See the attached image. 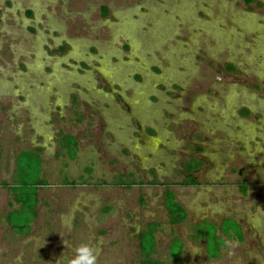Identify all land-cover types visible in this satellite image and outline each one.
<instances>
[{
  "label": "rangeland",
  "instance_id": "1",
  "mask_svg": "<svg viewBox=\"0 0 264 264\" xmlns=\"http://www.w3.org/2000/svg\"><path fill=\"white\" fill-rule=\"evenodd\" d=\"M62 133L78 142L74 159L56 155ZM37 145L48 185L19 237L2 184L15 154ZM191 158L201 184L183 186ZM127 173L140 184H113ZM166 183L188 212L173 226L178 260ZM223 218L244 241L208 259L190 226ZM149 221L167 264H264V0H0V264H58L81 242L97 264H139Z\"/></svg>",
  "mask_w": 264,
  "mask_h": 264
},
{
  "label": "trees",
  "instance_id": "2",
  "mask_svg": "<svg viewBox=\"0 0 264 264\" xmlns=\"http://www.w3.org/2000/svg\"><path fill=\"white\" fill-rule=\"evenodd\" d=\"M249 1V0H247ZM77 101H73L72 112L76 115V119L80 121L77 110ZM78 113V114H77ZM59 151L57 157L64 159L68 156L69 159H74L77 155L78 142L76 138L69 134H61L58 140ZM43 158L39 154V150H28L20 153L16 157V170L11 183H3L2 187L13 194V200L17 204L16 208H12L7 215V222L14 234L19 237L26 236L32 230V223L38 217L39 204V189L46 187L48 181L40 177L43 169ZM184 172L186 178L181 182L183 186H196L201 183L192 176V172L199 168L200 163L195 159L184 162ZM92 177V176H91ZM134 173L122 174L121 177L115 176L113 184L132 188L140 184L139 179L135 178ZM125 178H134L131 184L127 185L124 182ZM64 184L78 185L74 180L69 181L67 177L63 180ZM83 184H86L82 182ZM81 183V184H82ZM106 182L101 181L97 185H104ZM89 184V183H87ZM239 191L246 195L248 185L245 182L239 184ZM164 206L168 213V223L172 226L173 233L170 236L167 247V255L171 260H178L185 251V243L182 238L175 232L174 227L186 223L188 220V212L176 199V194L171 185L166 183L164 190ZM111 212V207L104 205L101 208V213ZM22 216L20 221L15 215ZM14 218V220H13ZM161 224L156 221L147 222L141 229L139 239L140 260L139 264H167L162 259L157 257V234L160 232ZM190 240L197 244H203L208 259H216L221 252L226 248V239L238 242L244 241V235L241 224L234 218L222 219L219 223L211 220H203L190 226Z\"/></svg>",
  "mask_w": 264,
  "mask_h": 264
},
{
  "label": "clouds",
  "instance_id": "3",
  "mask_svg": "<svg viewBox=\"0 0 264 264\" xmlns=\"http://www.w3.org/2000/svg\"><path fill=\"white\" fill-rule=\"evenodd\" d=\"M58 264H97V256L87 242H81L72 248L65 260H59Z\"/></svg>",
  "mask_w": 264,
  "mask_h": 264
},
{
  "label": "crops",
  "instance_id": "4",
  "mask_svg": "<svg viewBox=\"0 0 264 264\" xmlns=\"http://www.w3.org/2000/svg\"><path fill=\"white\" fill-rule=\"evenodd\" d=\"M58 140H59V138H58ZM58 140H57V146H58ZM28 150H39V154L41 155V157L43 158V161L45 162V159H44V157H43V151H44V149H43L42 146H40V145L30 147L29 149H26V150H24V149H23V150H19V151L15 154V169H14V175H15V170H16V157H18V155H19L20 153H23L24 151H28ZM58 151H59V147H58ZM58 151L56 152V155H57ZM43 165H44V163H43ZM42 172H43V169H42ZM14 175H13V177H14ZM13 177H12V179H13ZM13 202L15 203L14 200H13ZM13 202H11L10 205H11ZM15 204H16V203H15ZM16 206H17V204H16ZM27 235H28V234H27Z\"/></svg>",
  "mask_w": 264,
  "mask_h": 264
},
{
  "label": "flooded vegetation",
  "instance_id": "5",
  "mask_svg": "<svg viewBox=\"0 0 264 264\" xmlns=\"http://www.w3.org/2000/svg\"><path fill=\"white\" fill-rule=\"evenodd\" d=\"M191 159H194V158H191ZM191 159H189V160H191ZM189 160H187V161H189ZM195 160H196V159H195ZM187 161H184V162H187ZM196 161H197V160H196ZM184 162H183V165H184ZM198 162H199V161H198ZM183 167H184V166H182V168H183ZM199 167H200V166H199ZM198 169H199V168H198ZM198 169H196V170H198ZM196 170H194V171H196ZM194 171H193V172H194ZM183 172H184V168H183ZM193 172H192V173H193ZM184 173H185V172H184ZM185 174H186V173H185ZM186 175H187V174H186ZM192 176H193V175H192ZM223 219H225V218H223ZM204 220H205V219H204ZM207 220H209V219H207ZM221 220H222V219H221ZM221 220H220V221H221ZM235 220H236V219H235ZM220 221H219V222H220ZM219 222H217V223H219ZM197 223H198V222H197ZM195 224H196V223H195ZM182 240H183V239H182ZM226 240H227V239H226ZM232 241H234V240H232Z\"/></svg>",
  "mask_w": 264,
  "mask_h": 264
}]
</instances>
